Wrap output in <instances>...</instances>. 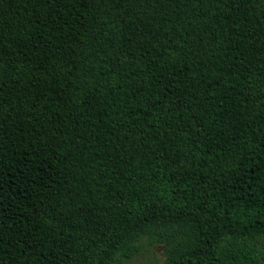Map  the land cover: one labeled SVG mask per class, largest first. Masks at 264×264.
I'll use <instances>...</instances> for the list:
<instances>
[{"label": "trees", "instance_id": "obj_1", "mask_svg": "<svg viewBox=\"0 0 264 264\" xmlns=\"http://www.w3.org/2000/svg\"><path fill=\"white\" fill-rule=\"evenodd\" d=\"M0 264H264V0H0Z\"/></svg>", "mask_w": 264, "mask_h": 264}, {"label": "rangeland", "instance_id": "obj_2", "mask_svg": "<svg viewBox=\"0 0 264 264\" xmlns=\"http://www.w3.org/2000/svg\"><path fill=\"white\" fill-rule=\"evenodd\" d=\"M154 252L158 255V257L161 255V250L159 248L154 249Z\"/></svg>", "mask_w": 264, "mask_h": 264}]
</instances>
